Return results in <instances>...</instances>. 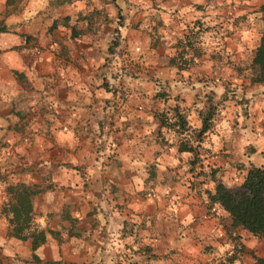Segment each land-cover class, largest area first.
Masks as SVG:
<instances>
[{"label":"crops","instance_id":"0c3cea01","mask_svg":"<svg viewBox=\"0 0 264 264\" xmlns=\"http://www.w3.org/2000/svg\"><path fill=\"white\" fill-rule=\"evenodd\" d=\"M136 1L134 19L139 22L130 29L128 44L138 54V48L149 46L148 16L156 9L153 0ZM259 1L161 0L162 17L186 31L197 19L214 25L243 14L248 18L256 14ZM90 10L104 12L106 2L0 0V23L7 28L0 31V141L5 145L0 147V173L39 184L42 190L33 197L38 221L58 230L66 242L59 253L57 240L47 238L34 250L42 261L37 263L31 260L30 240L7 233L0 209V264L83 262L85 249H101L105 256L110 251L120 264H255V257H264V236L232 225L228 212L210 201L204 184L195 183L204 165L216 174L224 168L233 173L234 166H225L232 159V120L213 119L205 136L195 143L188 139L202 149L174 163L176 155L165 151L175 149L177 138L170 146L162 139L178 132L158 127L148 100L152 91L139 76L143 73L117 72L121 56L107 52L103 38L89 33L71 37V26L60 20L49 30L52 16ZM238 21L234 39L247 32L245 22ZM245 21L249 31L256 30V22ZM258 25H263L260 18ZM194 60L189 69L179 70L182 79L198 76L201 59ZM13 70L22 73L20 79ZM131 74L135 80L127 79ZM19 95L27 97L21 104L13 100ZM22 108L24 117L16 113ZM191 124L197 128L201 120ZM3 199L0 182V207ZM63 206L79 219L81 235H69L62 227Z\"/></svg>","mask_w":264,"mask_h":264},{"label":"rangeland","instance_id":"374dc122","mask_svg":"<svg viewBox=\"0 0 264 264\" xmlns=\"http://www.w3.org/2000/svg\"><path fill=\"white\" fill-rule=\"evenodd\" d=\"M134 1L136 0H123L125 8L121 10L120 14L117 13L116 10L111 11L107 8L105 14H94L98 16V18L94 21L93 15V22H99L101 27L96 33L89 34H93L97 39L103 38L105 40V47L108 46L110 42H106L107 40H111V38L117 36V34L120 36L122 35L121 38L119 36L118 45L115 48H111V50L108 49V51L119 53L121 56V60L117 65V72L127 69L129 71H139L143 73L142 76H139L141 77L142 84L146 85V88L152 91V95L148 94V100L158 122L163 118L169 123L170 118L174 119L172 116L175 110L184 112L186 117H188L189 125L185 132H178L173 135L168 134L162 139L166 144H169L173 143L174 136L177 138L175 149L173 151H165V154L168 156L171 154L176 155V157L172 155L173 160L175 158L177 159L174 163H177L179 159L185 155L184 153H194V150L179 149L180 139L191 138L194 140L193 143H195V140H199L196 135V131L199 127L191 128V123L195 125L196 121L201 120L198 115V111L201 107L204 105L208 106V102L212 100L216 103L214 119L220 120L227 116L229 120H232L235 126V135L232 136L231 139V149L233 150L231 154L232 159H229L225 164L226 167L230 165L234 166V171L230 173L228 168H224L218 169V174H216L211 166L207 167L204 165L202 170H198L200 171L199 176L201 175V178L195 181V183L204 184L203 190L209 196L210 193L215 190L216 180L218 177L221 179L220 176H225L224 180H221L226 185L234 188L237 187L243 177V170L246 171L251 165H264V82L250 83L249 70L245 68L242 69L240 73H237L238 70L235 68L236 64L243 62V59L247 56V51L255 46L259 36L248 33L250 26H247L248 28H246L247 32L244 38L241 37L243 36L242 34L234 39L232 36L234 34V25L235 27L239 25V21L233 18V25H226L224 29H216L217 34L214 39L217 42L216 48L209 50L207 46L201 44L199 49L201 69L198 76H196L195 79H182L184 75L180 74L179 71H174L176 67L168 66L169 55H174L176 52L174 46L175 39L172 38L167 41V38H164V40L161 37L163 34L161 32L162 27L161 24L157 23L158 20L156 18L148 21L150 41L147 50L143 49V51H141V49L138 48V54H135V48L129 46L128 36L130 29L135 28L136 22L134 18L137 11L135 10L136 6L133 5ZM260 5H264L263 0L258 2L257 9L255 10L256 14H252V16L248 18L257 21L258 18L264 17V10L258 9ZM143 10L144 7H142V11ZM78 15L81 14L78 13L70 16V21L73 25L75 23L77 28L82 29L84 27V19ZM105 17L113 19L112 22L109 24V21L104 22ZM160 17V20L162 19L161 21H164L161 15ZM115 19L117 21H115ZM120 21L127 23L128 27L124 31L120 30V33H115L114 26L117 25V23L119 24ZM71 23H69V25H72ZM220 30H222V33L230 35L231 37L226 38L223 37V35L220 37ZM204 34L205 33H202L203 36ZM169 37L170 36H168V38ZM150 46L152 47L151 49ZM179 51L183 52L182 50ZM182 57L187 56L182 54ZM192 64L193 62L190 60L189 65L186 64L187 66H185V68L189 69ZM145 75L147 76V83L145 82ZM133 78L135 80L134 74L127 77L129 80H133ZM123 80L124 78L121 77V87L124 86ZM181 83L184 84L183 87ZM164 115H166L167 118H165ZM166 129L168 130V126H166ZM202 136H205L204 133ZM170 145L173 144H169L168 146ZM198 146L202 149L201 144L197 143L195 146L197 152H199ZM201 149L199 150L201 151ZM217 154V159H220L222 156L219 152ZM198 160H201V158L199 157ZM173 169L174 168H171V170ZM176 195L175 199L177 197ZM176 203L177 201L175 200V202H172L170 205L174 206ZM64 221L66 224L68 223L67 218H64ZM82 225L84 226L85 224ZM43 227L51 228L49 226ZM55 235L53 236L52 233H48L47 238L53 237L57 240V247L59 253H61V249H66V242L60 235L56 237ZM97 235H99L98 232L96 233V236ZM91 239L97 241L96 237H92ZM89 240L90 238L87 240L88 243ZM80 243H82V241H80ZM239 248L240 246L238 245L234 249ZM110 253L109 251L105 256L100 254L97 249H85L82 252V258H84L83 263L118 264L113 254ZM48 260L45 261L44 264H46V262L49 263ZM49 264L56 263L50 262Z\"/></svg>","mask_w":264,"mask_h":264},{"label":"trees","instance_id":"16d2710c","mask_svg":"<svg viewBox=\"0 0 264 264\" xmlns=\"http://www.w3.org/2000/svg\"><path fill=\"white\" fill-rule=\"evenodd\" d=\"M71 2L72 0H66ZM106 2V8L110 9L111 11L116 10L117 13L120 14L121 10L125 8V3L123 0H103ZM112 5V8L108 6V3ZM113 3L115 4V8L113 7ZM132 4V3H131ZM133 5H140V3L134 1ZM153 7L156 9L155 12L150 13L148 18L153 20L157 19V23L161 24V32L163 33L161 37L167 38V41L174 38L175 39V49L176 52L174 55H169V62L168 66L176 67L174 71H179L185 66L189 65L190 60L193 62L194 57L196 58V62L199 61L200 54L199 49L201 44H204L212 50V48H216V29L221 28L224 29L226 25H233L232 21H225L223 24L221 22H216L214 25H204L200 22L199 19L195 20L194 23L188 24L186 27V31L183 29H179L178 27L171 26L170 23H166L160 20V15L162 16V5L161 0H153L152 1ZM264 10V5H260V8ZM159 10V11H158ZM106 11V10H105ZM95 12L94 10H90V12L82 14L79 12L78 15L84 19V27L79 29L76 27L75 23H71L72 15H64L58 16V18H54L52 16V22L49 25V30H53L56 26L58 21L60 20V24L64 26L70 27L71 26V37H75L78 34L83 33H96L101 25L99 22H93V15H98L99 13L105 14L106 12ZM78 14V13H77ZM94 15V21L98 18V16ZM106 16V15H105ZM245 16V17H244ZM61 17V18H60ZM64 17V18H62ZM237 21L243 20L245 22V26H250L249 30L251 29V25L246 24V19H250L246 17V14L235 16L234 17ZM117 19V18H116ZM115 19V21H117ZM262 19V26L258 25L259 18L254 23L256 30L249 31L248 33L253 34L255 36H259L258 42L255 46L251 47L247 51V56L243 59V62L240 64H236L235 68L237 73H240L242 69L247 68L249 70V80L250 83H262L264 82V17ZM113 19L110 17H105L104 22L109 21L112 22ZM63 22V23H62ZM103 22V23H104ZM139 22V21H138ZM138 22H135V27H137ZM71 23L72 25H69ZM69 25V26H68ZM223 27H222V26ZM242 26V25H240ZM127 23L120 21V23L114 26L115 33H120L127 29ZM145 28V27H144ZM248 28V27H247ZM7 30L6 25L0 23V31ZM148 37H149V29ZM235 27H234V34L232 35L235 38ZM262 31V32H261ZM153 32V31H152ZM223 37H231L230 35H226L222 33ZM202 33H205L204 36ZM260 33V34H259ZM119 34L111 38V40H107L108 46H106L105 50L111 53V48H115L119 43ZM122 36V35H121ZM120 36V38H121ZM166 36V37H165ZM168 36H170L168 38ZM241 36V35H240ZM219 38V37H218ZM165 40V39H164ZM150 41V37H149ZM205 41V42H204ZM197 44V45H196ZM243 46V44H242ZM152 47L150 46V49ZM182 50L183 52H180ZM186 55L187 57H182V54ZM182 57V58H181ZM187 64V65H186ZM173 69V68H172ZM15 75L20 79L22 73L13 70ZM27 99L26 96H17L13 98L15 103L21 104ZM216 110V103L212 100L208 102V106L204 105L198 111V115L201 119V124L196 131V135L198 138L202 137V134L206 132L214 119ZM26 110L24 108L19 109L16 113L20 117H24L26 114ZM167 118L166 115H164ZM174 119L170 118V122H166V119L161 118L159 121V128L160 126H168L173 127L176 132H183V130L187 129L188 126V119L184 112H180L175 110V113L172 116ZM16 125V124H15ZM160 133V131H159ZM5 146L0 141V147ZM179 149L184 150H194L195 146L189 142L187 138L180 139L179 142ZM195 158L192 159L194 162ZM152 164H150L151 166ZM215 170V169H214ZM149 175L153 174L152 168H149ZM0 182L4 184V191H5V199H3L1 205V211L4 213L7 223H8V231L7 233L11 236L20 238V239H29L30 240V248H31V260L39 263L42 262L41 258L38 254L34 252V250L43 244L47 240L48 233H52L55 237L59 235L58 230L52 228H45L43 227L40 222L38 221V216L35 211V206L33 203V197L37 195L42 188L39 187L37 183H27L23 180H15L10 179L0 173ZM210 201L217 202L223 207L228 214L230 215L231 224L234 226L241 225L251 233L257 236H264V165H251L247 168L241 182L237 187H230L226 185L219 177L216 180L215 190L210 193ZM62 218H67L68 223L66 225L62 224L61 221L58 223L62 224L63 228L67 229V233L69 235L79 236L81 235V229L78 226L79 219L75 216L70 214V210L68 207L63 206L62 208ZM49 216H52V212L48 213ZM97 251H101V249H97ZM49 263L54 262L56 264H85L83 262H75V261H63L61 259L55 260H48ZM46 262V264H49ZM120 264V262H117ZM264 263V257H255V264ZM44 264V263H43Z\"/></svg>","mask_w":264,"mask_h":264}]
</instances>
